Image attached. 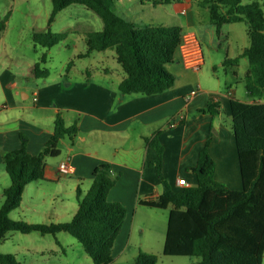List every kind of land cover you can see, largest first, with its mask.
<instances>
[{"label":"trees","instance_id":"16d2710c","mask_svg":"<svg viewBox=\"0 0 264 264\" xmlns=\"http://www.w3.org/2000/svg\"><path fill=\"white\" fill-rule=\"evenodd\" d=\"M145 1V2H144ZM178 1V0H174ZM152 7L169 4L171 0H140ZM49 26L57 13L70 5H81L96 14L102 28L85 35V52L107 50L114 52L124 78L118 84L121 95L162 93L174 84L166 66L176 62L177 49L183 30L177 25L138 24L119 15L112 0H50ZM199 5L208 12L209 23L220 35L223 25L244 23L248 46L238 57L226 58L222 65L236 67L239 58L247 62L243 82L251 103L231 98L228 102L230 131L232 133L241 180L239 190H230L213 179L214 162L207 152L210 138L198 153L192 172L195 187L174 191L163 179L160 170L162 147L157 139L147 140L153 149L155 170L161 182V193L154 201L139 204L164 210L167 220L162 253L165 256L196 257L197 264H261L264 253V17L261 4H241V0H201ZM3 23H0L2 29ZM65 34L49 30L33 33L34 44L49 49ZM46 56L34 63L31 73L45 78L42 69ZM71 66L68 64L67 69ZM233 74H235L233 72ZM218 105L209 102L202 112L216 115ZM201 112V111H200ZM76 126L66 127L57 115L52 135L36 155L26 151L24 137L20 147L2 157L9 186L2 191L0 205V241L9 232L41 236L66 233L74 238L90 258L92 264H110L113 261L114 242L125 218L120 204L109 202L108 191L117 179L106 164L96 166L91 173V184L86 192L76 190V211L66 223L26 224L11 221L8 214L17 209L27 185L44 180L45 159L60 154L59 142L72 139ZM0 264H20L11 254L0 253ZM135 264H156L152 254L139 252Z\"/></svg>","mask_w":264,"mask_h":264},{"label":"crops","instance_id":"0c3cea01","mask_svg":"<svg viewBox=\"0 0 264 264\" xmlns=\"http://www.w3.org/2000/svg\"><path fill=\"white\" fill-rule=\"evenodd\" d=\"M171 1L178 14L185 16L183 24L177 26L183 32L193 31L194 14L189 12L193 0ZM194 1L203 8L199 5L201 0ZM139 4L147 5L140 0ZM116 11L118 13L117 8ZM207 22L210 24L209 19ZM245 48H241L236 57ZM229 53L226 48L218 63L225 75L223 80L214 65L203 73V60L201 69L192 72L184 69L176 56V62L166 69L174 78L173 86L153 95H121L118 84L124 78L122 70L120 73L101 68L85 70L74 77L75 80L62 79L60 74L51 80L48 73L47 77L38 78L42 81L23 88L17 86L11 70H3L0 72V164L3 165L4 154L20 147V136L25 139L27 153L38 154L52 135L57 115L66 127L75 124L77 131L72 139L64 138L59 142L58 157L52 164L45 161L43 181L66 187L70 199L75 200L77 189L86 192L90 187L93 169L100 164L109 166L111 175L117 179L106 198L125 209L112 250L114 259L124 241L125 246L135 231L145 230V226L136 224L138 216L148 219V210H156L139 202L154 201L161 193V182L155 170L156 154L148 147L147 140L156 138L161 145V175L172 190L184 188L177 186L178 179H183L186 187L197 185L192 169L208 138L207 152L214 162L213 179L230 190L241 188L228 109L229 100L237 99L228 83L238 77L235 67L222 65L226 58H235ZM34 63L28 65L32 78H35L31 73ZM222 84L225 91H221ZM210 101L218 105L216 115L202 112ZM221 113L225 114L228 126L223 125ZM62 162H68L72 168L68 175L58 171ZM54 196L62 198L58 192ZM136 227L139 228L135 230Z\"/></svg>","mask_w":264,"mask_h":264},{"label":"rangeland","instance_id":"374dc122","mask_svg":"<svg viewBox=\"0 0 264 264\" xmlns=\"http://www.w3.org/2000/svg\"><path fill=\"white\" fill-rule=\"evenodd\" d=\"M112 2L119 14L138 24L182 25L185 17L178 14L172 5L173 1L155 7L141 6L139 0H112ZM251 2L261 4L264 17V0H241V4ZM50 12V0H0V23H3L2 29L0 28V72L11 70L18 87H28L42 81L29 75L28 65L38 62L43 54L46 56V62L41 65V68L48 70L51 80L58 74L62 76V79L75 80L74 77L80 72L100 68L110 69L113 72L121 71L112 50L93 52L89 56L78 57L86 49L85 35L100 31L102 28V21L96 14L84 6L70 5L57 13L53 22L47 26ZM189 12L194 14L193 32L200 43L205 62L202 72L207 73L210 65H214L217 75L223 80L225 75L222 68L218 67V63L221 62L226 48H229L231 57H236L241 48L248 46L246 25L244 23L223 25L221 34L216 35L214 27L207 22V11L197 6L194 0ZM47 30L58 35L65 34L56 45L49 49L34 44L31 38L33 33H42ZM70 62L71 66L67 69ZM246 69V60L240 58L235 67L238 78L228 83L234 89L235 98L244 101L249 99L243 82ZM113 75L116 76V74ZM225 90L222 84L221 91ZM221 117L223 125L228 126L224 113H221ZM12 125L15 126V124ZM57 157H47L45 161L51 163ZM8 186L9 178L4 166L0 164V205L2 191ZM56 192L60 193L62 198H56L54 196ZM75 210V200L70 199L66 187L36 181L25 187L19 207L11 211L8 218L11 221L26 224L66 223ZM148 211H150L148 219L138 216L136 220V224L145 226V230L142 233L135 231L125 246L124 241L125 249L121 252L122 246L115 253V258L110 264H135L139 252L154 255L156 264H197L199 259L196 257L163 255L167 209ZM138 228L136 227L135 230ZM0 253L13 255L20 264H92L81 245L63 232L54 236H41L36 232L28 234L9 232L0 241ZM261 264H264V253Z\"/></svg>","mask_w":264,"mask_h":264},{"label":"built area","instance_id":"2783aa9c","mask_svg":"<svg viewBox=\"0 0 264 264\" xmlns=\"http://www.w3.org/2000/svg\"><path fill=\"white\" fill-rule=\"evenodd\" d=\"M183 14L184 12L181 11ZM179 62L181 66L189 71L198 72L203 65V56L200 43L193 31H184L181 35L180 43L177 49ZM58 171L62 175L71 173L72 168L68 162H62L58 165ZM178 187H186L183 179L176 182Z\"/></svg>","mask_w":264,"mask_h":264}]
</instances>
